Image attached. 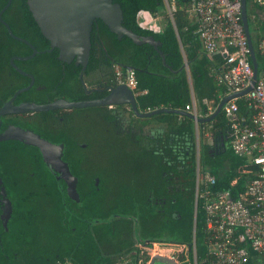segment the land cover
<instances>
[{
  "label": "trees",
  "instance_id": "1",
  "mask_svg": "<svg viewBox=\"0 0 264 264\" xmlns=\"http://www.w3.org/2000/svg\"><path fill=\"white\" fill-rule=\"evenodd\" d=\"M113 1L120 4L126 28L141 36L152 35L161 42L159 49L168 52L164 54L166 66L155 48L138 45L125 35L117 39L98 19L92 26L88 64L83 70L86 88L115 85L116 63L133 68L137 90H147L136 96L141 111L162 107L184 110L192 93L203 113L209 112L208 103L215 108L226 91L214 78V72L225 68L224 58L222 53L209 56L202 49L196 22L187 12L190 0H168L175 5L173 20L167 15L164 0ZM250 1L246 0L247 6ZM6 2L0 0V10ZM141 10L154 15L162 10L159 32L141 26ZM247 15L249 20V11ZM2 19L15 35L38 50L29 59L14 60L20 69L34 76L33 85L19 93L14 103L96 99L108 93L106 89L87 93L80 78L81 66L61 61L57 48L47 50L50 43L41 33L26 0H12ZM254 47L258 73L262 75L264 55L256 44ZM31 52L26 43L11 37L0 21V106L30 81L11 65L10 58ZM235 102L238 113L249 118L252 111L244 97ZM88 113L93 118L90 137L96 144L89 142L82 147L83 119ZM128 114L135 132L114 127L113 120L118 114L108 106L39 111L31 121L23 123L41 137L64 144L62 159L77 178L79 201L67 195L66 183L46 168L37 149L34 156L28 151L9 156L0 153L1 159L9 161L7 180L20 183L12 193L14 205L8 231L0 224V264H66V261L114 264L120 256L137 250L138 242L180 244L191 251L193 239L198 256L204 255V214L198 204L195 215L193 203L196 165L193 120L176 113L142 118L129 109ZM150 121L164 125L163 131L146 135L143 129ZM104 125H108L107 131L103 130ZM198 127L202 170L215 177L213 189L230 191L235 197L251 177L246 167L250 164L247 158L232 152L229 123L223 110L214 120ZM210 137L217 142L214 149ZM223 141H227L224 151ZM92 149L100 153L95 154ZM98 156L102 157L100 167L94 161ZM19 160L25 164L20 172L13 166ZM96 176H99L97 185ZM148 259L146 254L144 264ZM257 261L252 256L248 264Z\"/></svg>",
  "mask_w": 264,
  "mask_h": 264
},
{
  "label": "built area",
  "instance_id": "2",
  "mask_svg": "<svg viewBox=\"0 0 264 264\" xmlns=\"http://www.w3.org/2000/svg\"><path fill=\"white\" fill-rule=\"evenodd\" d=\"M167 15L173 20L174 2L164 0ZM263 4L264 0H252ZM187 12L196 22V33L202 49L212 56L224 53V69L215 73L218 84L225 86V95L239 92L251 85L242 97L251 109L249 118L238 113L235 99L226 102L222 110L229 123V145L239 157H246L251 168V177L244 189L235 197L230 191L212 188L216 180L204 172L200 164L199 148L195 156L194 214L198 204L205 219V253L199 257L195 239L188 247L180 244L138 242L137 250L120 256L114 264H144L146 253L153 254L149 247L158 244L162 248L155 254L170 259L166 264H248L251 257L256 264H264V73L254 84L250 48L241 21V0H190ZM141 26L157 32L161 30V18L148 10H141ZM258 51L264 55V40L258 44ZM116 84L130 88L135 97L147 90H137L135 71L113 64ZM185 111L200 115L194 98L185 105ZM232 183H235L233 180ZM151 252V253H150ZM64 264V263H59ZM66 264H73L66 261Z\"/></svg>",
  "mask_w": 264,
  "mask_h": 264
},
{
  "label": "water",
  "instance_id": "3",
  "mask_svg": "<svg viewBox=\"0 0 264 264\" xmlns=\"http://www.w3.org/2000/svg\"><path fill=\"white\" fill-rule=\"evenodd\" d=\"M11 1L12 0H7L6 4L1 8L0 21L6 27L11 37L23 41L31 47V54L27 56H13L10 58L11 65L19 73L28 76L30 81L27 86L16 90L10 99L0 108V124L1 116L7 113L48 111L55 109L70 110L73 108L123 104L129 105L132 112L138 117H150L159 113H176L189 117L197 125H199L201 123H207L214 120L226 102L244 96L251 88V85H249L242 91L224 96L218 102L214 111L208 116H195L193 113L185 110L165 107L150 111H140L136 103L135 95L132 90L124 84L108 85L106 88L108 93L105 96L96 99L69 101L64 98H59L44 104L23 102L18 105H14L12 102L15 97L19 93L28 90L34 83V76L20 69L14 63V60L29 59L38 53V50L26 39L15 35L9 24L2 19V13L8 8ZM26 3L41 33L50 43V47L47 50L50 51L57 48L58 58L61 61L66 63L73 61L75 65L81 66L80 78L87 93L89 90L86 88V84L83 81V70L88 64L91 48L90 34L92 26L94 21L98 19H100L112 33L116 34L117 39H121L122 36L125 35L138 45L155 48L158 55L162 57L163 64L165 63L164 54H167L168 52H164L159 49L161 42L159 40H155L152 35L141 36L126 28L122 24L123 13L120 4L114 2L113 0H26ZM241 21L250 48V59L253 67L252 84H254L258 76V63L249 31L246 0H241ZM7 139H16L26 144L37 146L42 159L46 163L49 170L56 174L57 179H62L66 183L67 195L72 200L77 202L79 201V195L76 190L77 178L70 172L68 164L62 159L64 148L63 143H53L31 130L16 126H9L2 133H0V141ZM81 145L85 146V144ZM222 150L224 151L225 147H223ZM98 182L99 178L96 177L95 184L97 185ZM10 210L11 209H8L7 216H9ZM6 222L7 219L3 221L5 229H7ZM156 261L166 264L170 261V259L160 254H155L151 256L149 264H156Z\"/></svg>",
  "mask_w": 264,
  "mask_h": 264
},
{
  "label": "flooded vegetation",
  "instance_id": "4",
  "mask_svg": "<svg viewBox=\"0 0 264 264\" xmlns=\"http://www.w3.org/2000/svg\"><path fill=\"white\" fill-rule=\"evenodd\" d=\"M17 56H20V55H17ZM25 56H27V55H25ZM102 81H103V83H105L104 79ZM108 85H111V84H108ZM108 85L106 84V86L104 88L103 87L90 88L88 90H89V92L92 91V90H100L101 91L103 89H106L108 87ZM23 102H30V101H22L20 103H23ZM4 103L0 106V108L4 105ZM12 103L14 105L20 104V103H14V100H13ZM30 103H35V102H30ZM36 104H40V103H36ZM108 108L112 112H115L116 114H118L116 116V118L113 120L114 127H117L120 131H129V129H130L131 132H135L136 131L134 126H133V124H131L132 123L131 122L132 117L128 114L129 113V109H131L129 105L112 104V105H108ZM55 110H60L61 112H63V111H67L68 109H66V110L65 109H55ZM35 112H39V111H25V112H19V113H7V114L2 115L1 116V124H0V133H2L9 126H16V127H20V128H23V129L31 130V129L25 127L23 125V123L25 121H27V122L31 121L34 118V113ZM89 114L90 113H88V115L84 116V119H83L84 120V125H85L84 126V133H85V135L90 134V136H91V133H92V125L91 124H92V119L93 118ZM109 124H111V123H109ZM104 129L107 131L109 129L108 125L107 126L104 125L103 126V130ZM31 131H33V130H31ZM116 132H117V130H116ZM34 133H36V132H34ZM88 140H90V141L85 142V143H83V142L81 143V144H85V146H82V145L81 146L82 147H87L89 145V142H90V144H93V143H94V145L96 144L95 140H93V139L91 140V137ZM225 142H227V141H225ZM225 142L224 141L221 142L222 149H223V146L225 145ZM0 144H1L0 153L2 155H7V156H9L10 154H19L22 151H24V152L28 151L30 153L32 152L33 153L32 155L34 156V155H36L34 153L36 151V149L39 151L37 146L26 144V143L21 142V141L16 140V139L2 140V141H0ZM210 144L213 147L212 149H214V146H218L217 142L214 141V138H211ZM7 162H9V161L6 158H4V159L0 158V224L2 225V227H3L5 232L8 231V224H9V221L11 219L12 211H13V205H14L13 199H14V197H13L12 193L20 184L19 182H12L11 183L10 181L7 180L6 171L9 168V166L7 165ZM11 164H13V163L10 162V165ZM13 166L17 167L18 168V172H20L23 169V167L25 166V164L22 161L19 160L18 162H14ZM45 166L47 168L46 163H45ZM8 209H11L9 216H7ZM6 219H7V222H6L7 229H5L4 225H3V221L6 220Z\"/></svg>",
  "mask_w": 264,
  "mask_h": 264
},
{
  "label": "crops",
  "instance_id": "5",
  "mask_svg": "<svg viewBox=\"0 0 264 264\" xmlns=\"http://www.w3.org/2000/svg\"><path fill=\"white\" fill-rule=\"evenodd\" d=\"M247 10L249 11V20H248V24H249V31H250V35H251V39H252V43L253 46L254 44H256L257 46V50H258V44L261 40H264V3L263 4H255L252 2V0L249 2L248 6H247ZM247 11V14H248ZM248 16V15H247ZM190 17L194 19V17L192 15H190ZM255 49V47H254ZM256 52V49H255ZM222 53V52H221ZM223 58H224V53H222ZM217 72V71H216ZM214 72V78H215V73ZM226 96V95H225ZM242 97V96H241ZM192 98H194V103H195V107L197 112L202 115V116H208L210 113H212L214 111L215 108H211V103H208V111L207 113H203L200 109V106L197 104V100L194 96V94H191V101ZM240 98V97H238ZM237 99V98H236ZM212 109V110H211ZM141 111V110H140ZM153 116V115H152ZM138 117V116H137ZM151 117V116H150ZM142 118H146V117H142ZM189 118V117H188ZM194 123V130H195V144H196V149L197 147L200 149L199 143H200V131H199V127L198 125L193 121ZM209 123V122H207ZM165 126L162 124L157 123L156 121H150L143 129L144 133L146 135H155V134H159L161 133V131H163V128ZM207 136V134H205ZM211 140V137L209 139V141ZM227 143V142H226ZM230 146V145H229ZM239 157V156H238ZM246 158V157H244ZM249 161V160H248ZM251 165V164H250ZM250 165H246L247 170L250 172L251 171V167ZM137 247V244H136ZM147 256H149V259L146 261V264H149L150 261V256L154 255L153 254H149L146 253ZM146 254L144 256V259L146 258Z\"/></svg>",
  "mask_w": 264,
  "mask_h": 264
},
{
  "label": "rangeland",
  "instance_id": "6",
  "mask_svg": "<svg viewBox=\"0 0 264 264\" xmlns=\"http://www.w3.org/2000/svg\"><path fill=\"white\" fill-rule=\"evenodd\" d=\"M249 4V3H248ZM160 18H161V20H162V10H160L159 11V13L157 14ZM261 76V73L259 74L258 73V76L257 77H260ZM90 138V134H88V135H85V133H84V135L81 137V139L82 140H84L83 141V143H85V142H87V140L86 139H89ZM93 151H94V153L95 154H98V153H100L99 151H97L96 149H92ZM102 159V157H100V156H98L94 161L96 162V165H97V167H100L99 165V163H101V160ZM96 177H98L99 178V176H96ZM95 177V178H96ZM94 178V179H95ZM162 248V246L160 247L158 244H154V245H151L150 247H149V250L152 252V253H156L157 251H160V249ZM150 252V253H151ZM156 264H164V263H161V262H159V261H156Z\"/></svg>",
  "mask_w": 264,
  "mask_h": 264
}]
</instances>
